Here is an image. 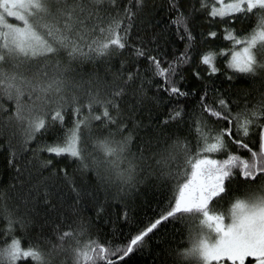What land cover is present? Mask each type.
I'll return each mask as SVG.
<instances>
[{
    "label": "snow or ice",
    "instance_id": "snow-or-ice-1",
    "mask_svg": "<svg viewBox=\"0 0 264 264\" xmlns=\"http://www.w3.org/2000/svg\"><path fill=\"white\" fill-rule=\"evenodd\" d=\"M135 2L140 10L144 0ZM213 3L217 6L211 7L209 15L222 18L225 24L228 20L224 18L256 20L255 27L243 38H237L231 30H226L225 40L242 46L230 50L227 67L250 76L264 72V0H213ZM112 5L119 7L117 0H0V99L14 102V111L6 122H15L20 127L25 145L37 133L48 130L49 117L53 124L59 122L63 137L57 136L56 143L46 144L42 150L57 157L67 155L75 158L84 171L94 173L101 187L114 184H119L121 190L134 187L138 170L143 171L141 165L151 167V160L156 158L155 165L161 170V176L175 181L174 203H169L167 209L170 210H166V214L162 211L160 218L133 236L126 247H104L96 240L80 246L76 236L82 235L83 231L75 235L65 231L58 237L61 243L53 245L52 250L45 253L38 245L22 248L21 240L14 237L10 243L0 247V264H17L28 258L34 264H52L49 257L63 252L71 253L73 264H115L110 256L122 252L119 257L122 261L161 221L178 215L195 220L188 226V246L180 253L188 264H249L250 260L252 264H264V180L256 188H250L246 199L236 197L227 210V216L225 211H218L213 206L216 199L226 193V181L236 174L234 170L253 182L264 176V94L251 108L245 105L235 114L225 98H218V107H213L204 104L202 96V110L212 117L226 120L228 127L213 134L207 122L198 117L194 153L187 140L179 137L159 153L145 155L143 145L139 154L132 152L133 132L124 135L127 126L118 123L121 119L118 101L125 95L126 88L115 86L110 94L102 96L99 88L93 90L92 81L76 82L70 75L74 71L73 62L100 59L110 56L114 49L132 47L129 37L135 14L131 8L125 7L123 14L117 11L113 15L109 10ZM205 7L202 3V8ZM9 18L17 23L10 22ZM187 21L183 14L172 21L178 26V32L183 27L187 35L188 43L180 57L165 68L162 67L164 61L148 56L155 69L154 76L164 80V85L158 87H165L170 96L189 95L173 82L178 67L188 63V49L194 43ZM210 35L215 37L217 33ZM139 43L141 46L133 48L135 56H147L150 50L143 47L145 42L142 38ZM62 54L67 57V63ZM215 58V54L209 53L201 59L210 74L218 71ZM133 79L134 75L130 73L124 85ZM85 84L88 85L83 92L86 99L81 103V97L74 90L84 89ZM69 110L73 117L72 127L65 128ZM5 111L0 104V127L5 123ZM182 113L183 108L174 111L169 119L176 120ZM94 122H100L102 128L108 129L107 135L94 137ZM168 122L162 123L166 125ZM110 125H115V130ZM253 128L258 129L259 151H253L246 141ZM233 136L238 138L232 139ZM226 138L238 149H247L250 157L229 153L227 158H214L212 154L227 149ZM49 163L51 161L43 163L42 167ZM65 180L73 183L71 177L65 176ZM73 192L78 201L80 190L74 188ZM48 195L46 189L45 197ZM3 199L4 193L0 192V200ZM2 211L7 213L9 232L16 223L22 228L25 226L23 218L14 219L6 208ZM70 237L76 241V246L65 248L63 242Z\"/></svg>",
    "mask_w": 264,
    "mask_h": 264
},
{
    "label": "trees",
    "instance_id": "trees-1",
    "mask_svg": "<svg viewBox=\"0 0 264 264\" xmlns=\"http://www.w3.org/2000/svg\"><path fill=\"white\" fill-rule=\"evenodd\" d=\"M117 3L118 8L110 6L109 10L113 15L117 11L123 14L125 7L131 8L135 14L129 37L132 47L114 49L110 56L100 59L73 62L74 71L70 75L76 82L92 81L93 90L99 88L102 96L110 94L115 86L126 88L125 95L118 101L121 113L118 123L126 124L124 135L129 131L133 132L132 152L139 154L143 145L145 155L159 153L179 137L187 140L194 153L198 117L207 122L213 129V134L228 127L226 120L212 117L202 110V96L203 103L213 107H218V98H225L231 112L235 114L245 105L251 108L264 94V72L250 76L236 73L227 67L230 50L242 46L225 40L226 30H231L237 38H243L255 27L254 18L243 21L224 18L228 20L225 24L222 18L209 15L211 7L217 6L213 0H144L140 10L135 0L131 3L129 0H117ZM202 3L206 5L205 8H202ZM180 14L188 18L187 28L194 38L192 47L188 49V63L180 65L173 77V82L182 91L189 93L185 97L170 96L165 87H158L164 85V80L154 76L155 69L148 60V56L158 57L164 61L162 67L166 68L185 52L188 40L184 28L180 27L178 32V26L172 23ZM212 32L217 35L211 36ZM140 38L145 42L143 47L150 51L147 56L137 58L133 48L141 46ZM209 53L216 57L214 64L218 71L214 74H210L208 66L201 63L202 57ZM62 59L67 63L64 54ZM130 73L134 75V79L125 86L124 81ZM87 88L88 85L85 84L84 89L74 90L81 97V103L86 99L83 92ZM70 97L71 93L69 99ZM0 104L6 109L5 123L0 127V192L4 193V199L0 200V247L10 243L15 237L21 240L24 249L29 245H38L48 253L53 245L61 243L58 237L63 232L71 231L75 235L83 231L82 235L76 236L80 246L96 240L104 247L123 248L133 236L159 219L162 211L166 214V210H170L167 205L174 203L175 181L161 176V170L155 165L156 158L151 160V167L141 165L143 171L138 170L134 187L124 190H121L119 184L101 187L94 173L91 170L84 171L75 158L67 155L57 157L42 150L46 144L56 143L57 136L63 137L59 122L53 124L49 117L48 130L37 133L25 145L20 127L15 122H6L14 111V102L3 98L0 99ZM181 108L182 116L170 120V114ZM112 114L115 115V111ZM165 120H169L166 125L162 123ZM72 121L69 110L65 117V128L72 127ZM136 124L139 127H134ZM109 127L115 130L116 126ZM107 133L108 129L102 128L100 122H94V137H102ZM236 138L238 137H232ZM246 141L253 151H259L258 129L253 128ZM226 143L227 149L212 154L214 158H227L229 153L241 155L242 158L250 157L247 149H238L227 138ZM91 150L89 143V151ZM48 161L51 163L42 167ZM234 171L236 174L226 181V193L217 198L213 205L218 211H226L236 197L246 195L250 188H256L264 180V176H261L253 182L241 177L238 170ZM149 172L153 174L149 175ZM65 176L71 177L73 183L69 184ZM74 188L81 192L78 201ZM46 189L49 193L47 197ZM4 208L12 213L14 219L23 218L25 226L22 228L16 223L9 232L7 213L2 211ZM194 223L195 220L190 217H170L167 221H161L144 238L142 244L122 261L119 259L122 252L110 258L115 264H188L180 253L188 246V226ZM63 243L65 248L69 245L76 246V241L71 237ZM49 259L52 264H73L70 252L53 253ZM17 264L34 262L28 258Z\"/></svg>",
    "mask_w": 264,
    "mask_h": 264
},
{
    "label": "clouds",
    "instance_id": "clouds-1",
    "mask_svg": "<svg viewBox=\"0 0 264 264\" xmlns=\"http://www.w3.org/2000/svg\"><path fill=\"white\" fill-rule=\"evenodd\" d=\"M239 199H241V200H244V199H246V195H243V196H239L238 197ZM235 201H233V203H234ZM231 207V205H229L228 207H227V209H226V216H227V210L229 209Z\"/></svg>",
    "mask_w": 264,
    "mask_h": 264
},
{
    "label": "rangeland",
    "instance_id": "rangeland-1",
    "mask_svg": "<svg viewBox=\"0 0 264 264\" xmlns=\"http://www.w3.org/2000/svg\"><path fill=\"white\" fill-rule=\"evenodd\" d=\"M9 20H10V22L17 23L16 21L12 20L11 18H9ZM249 264H252V261L251 260L249 261Z\"/></svg>",
    "mask_w": 264,
    "mask_h": 264
}]
</instances>
